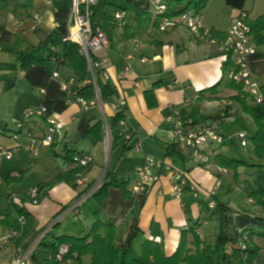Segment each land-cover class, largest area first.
I'll use <instances>...</instances> for the list:
<instances>
[{
  "label": "crops",
  "instance_id": "1",
  "mask_svg": "<svg viewBox=\"0 0 264 264\" xmlns=\"http://www.w3.org/2000/svg\"><path fill=\"white\" fill-rule=\"evenodd\" d=\"M71 5L72 0H0V27L11 35L9 42L0 44V75L6 73L8 55L16 56L19 61L18 52L30 45L38 46L46 40L58 26L57 14L65 10L70 11ZM245 10L251 21L256 20L264 14V0H247ZM221 12L225 17H229V24H225L222 18H214L211 22L203 24L209 30L228 32L233 18L239 11L221 7ZM102 30L109 45L98 52L95 58L105 62L114 95L107 101L98 96L88 109L72 103L63 113L53 115L62 127V135L56 136L51 145L43 144L49 124L41 117H33L24 128L17 131L8 130L5 125L7 128L0 135V146L16 150L13 158L4 161L0 167V264H18L23 257L26 264H47L51 252L45 247L48 243L43 239L56 224L61 226L58 236L86 235L94 223L93 213L98 209V203L93 197L94 193L86 199L84 197L88 192L82 193L90 184H93L92 189L97 191L105 183L107 172L111 173L108 180L110 182L127 181L130 193L126 198L120 188L113 186L102 204L105 215L114 219L116 226L124 230L118 247L129 246L138 231L153 240L155 238L152 232L155 230L156 241L163 242L165 254L170 257L177 251L183 232H186L188 248L194 249L195 234L203 240L214 242L216 235L223 229L228 238L238 240V245H242V240L249 237L247 245L258 249L253 264H264V236L261 235L264 232V213L251 197L248 201L252 206L250 209L236 208L232 206L231 200L225 197L234 189H243L248 194L244 181L255 190L264 192V165L239 167L237 173L240 180H235L233 170L222 168L215 161L216 156L225 155L254 163L249 137L244 133L248 140L245 147L248 150L247 158L230 156L225 153L224 146L232 140L227 132L220 128L219 122H216L225 141L220 146H214L210 164L199 165L193 160L191 152L180 145L177 150L182 152V155L176 152L174 156L167 154L169 147L177 143L176 138L172 136L173 123L169 121L170 118L183 120L196 105H199L200 114L206 117L204 104L221 103L230 111L236 103L230 100V97L237 95V91L224 87L220 89L221 100L198 103L200 92L213 87L221 80L224 53L227 51L210 41L194 38L183 26L158 31L156 35L151 32L135 39H127L122 29H109L105 24ZM248 67L263 88L264 45L259 46L257 52L248 58ZM50 68L55 69L52 64ZM60 73L66 80L75 77L65 65L61 66ZM23 77L26 78L24 71ZM1 80L0 84L6 85V82ZM38 90L42 99L43 90ZM120 98L126 100V120L124 136L117 147L113 149V137L107 127L102 142H97L93 136L83 137L78 129L80 121L85 118L91 126L99 121L109 125L118 113L111 105ZM211 123L213 121L204 125ZM249 125L250 133L254 136L257 128L253 118L249 119ZM13 134H18L19 139L15 140ZM30 140H33L36 146H26L25 151L19 152L17 145L30 143ZM137 142L142 146L139 152L133 150ZM44 146L49 147L57 158L44 159L45 170L49 175L38 185L47 183L69 170L68 163L61 158L67 149L91 154L93 164L86 174L85 186L74 187L60 183L51 188L39 204L24 205L35 219L36 235L30 240L29 246L22 249L15 239L18 235L10 232L9 227L2 223L9 210L10 196L16 189L9 179L17 178L19 173L24 172L25 164L31 163L27 160L26 152L39 158ZM17 154L18 157L14 159ZM148 155L163 161L171 171L155 170L154 176L158 177L159 181L153 183L146 192L134 193L133 187L138 181L136 172L144 165ZM173 171L185 173L189 180L197 185L198 190L189 189L181 198H177L171 180ZM18 194L29 195L24 190ZM210 195L212 200L221 202L229 209L218 212L215 206L209 207L210 211L205 212L202 204H209ZM220 195L224 197L221 199ZM89 202H92V205L87 209L85 207ZM231 246L227 248L229 252ZM32 256L35 259H32ZM67 264H92V258L86 255L81 260H71Z\"/></svg>",
  "mask_w": 264,
  "mask_h": 264
},
{
  "label": "trees",
  "instance_id": "2",
  "mask_svg": "<svg viewBox=\"0 0 264 264\" xmlns=\"http://www.w3.org/2000/svg\"><path fill=\"white\" fill-rule=\"evenodd\" d=\"M210 0H169L167 3L168 10L162 15L154 14L147 1L143 0H112L101 2L93 9L92 25L96 30L102 29L105 24L109 29L117 27L115 13L124 11L126 13L122 26L124 37L127 39L141 38L144 35H149L152 31H160V26L164 17L176 18L187 11L193 10L199 14L207 7ZM247 0H226V4L239 11L238 13H246L252 30V34L259 46L264 45V14L254 21L250 20L248 12L245 10ZM70 11L65 10L57 14L58 26L55 31L48 36L46 40L38 46H27L24 50L18 52L19 62L22 70L25 72V77L34 87L43 90L41 102L32 108H44L42 115L33 117H41L47 121L53 115L61 114L66 111L70 105L69 101L75 97L70 93L63 91L60 81L53 78V73L61 69L65 65L74 74L76 84L72 88V92H77V96L84 98L88 102H94L98 96L103 101L109 100L114 95L109 80H103V71H96L98 90L91 81V74L88 68L87 60L80 54V46L77 43L69 41L68 38V17ZM228 37V33H222L210 29V40L224 41ZM11 35L2 27H0V44L9 42ZM54 47L59 48V52L53 50ZM228 59L222 65V78L211 88L200 92L201 96L198 103L203 101H219L222 98L219 96L222 87L237 91V95L230 97V100L239 103L243 110L249 114L256 125V134L249 140L251 142V152L254 155L255 162L250 164L244 160H236L225 155L215 157L216 163L225 169L234 171V179L240 180L237 170L241 166L260 167L264 165V87L261 88L263 95L262 103H256L254 99L246 92L244 83L236 82L230 77L231 72H238L231 52H226ZM59 61L57 65L53 59ZM63 60V61H62ZM96 60V58H95ZM50 64L54 65L55 69L50 68ZM57 67V68H56ZM209 94L205 96V94ZM250 99L251 104L248 102ZM30 108V107H29ZM27 109V108H26ZM32 117V118H33ZM31 118V119H32ZM220 116L212 118L213 123L219 122ZM30 119V120H31ZM126 120L124 111H119L110 121L109 128L113 137V149L122 140L124 126L122 122ZM186 126L195 128L198 125H204L210 121L207 117L200 114L199 105L192 108L191 112L183 118ZM30 122V121H29ZM28 124V122L26 123ZM25 124V125H26ZM2 126V124H0ZM17 127V124H16ZM7 127L2 126L1 130L4 133ZM18 129V127H17ZM78 129L83 137L93 136L97 142H102L105 137L106 125L104 121H99L91 126L89 122L83 118L78 126ZM20 130V129H18ZM248 141V140H247ZM179 144L176 143L169 147L167 154L174 156L182 155L178 151ZM56 154V153H55ZM84 152H78L72 149H67L61 158L70 163L76 156H84ZM57 155V154H56ZM89 167L78 166L75 169H69L53 178L47 183L38 185L39 195L38 204L43 200L45 194L54 186L60 183H66L70 186H77V181L86 176ZM111 173H106L105 183L94 192V198L98 203V209L93 213L94 223L89 232L82 236L62 235L58 236L61 229L59 224H56L52 231L44 237L45 246L51 252V258L47 264H67L71 260H81L84 256L89 255L92 258V264H253L255 255L258 249L254 246L247 245L248 238L242 240V245H238V240L230 239L226 236L222 229L216 235L214 242L203 240L199 235L195 234L194 249L188 248L186 232L182 233V238L177 251L170 257H167L164 251L163 242L155 239H148L144 233L139 232L135 235L129 246L118 247L124 236V230L116 226L114 219L105 215L102 210V204L108 196L109 189L113 186L120 188L126 198L129 197L127 189L128 182L125 180H117L110 182ZM16 178H10L14 181ZM248 189L249 197L253 198L256 205L261 208L264 213V192H259L252 188L248 182H243ZM93 188V184L88 185L85 194ZM190 187H185L184 192ZM82 196V195H81ZM30 201L29 195H22L20 201L11 200L9 210L2 223L9 227L10 232H17V237L22 249H26L30 240L36 235L35 219L24 206ZM215 202L218 212L228 210L221 202ZM214 206V207H215ZM205 212L210 211L209 204H202ZM25 219V224L22 225L20 219ZM155 227V225H154ZM264 236V232L261 233ZM246 243V245L244 244ZM232 245L230 252L228 246ZM43 246V245H42ZM61 247H66L67 251L60 256ZM32 259H35L32 256ZM35 264H37L35 262Z\"/></svg>",
  "mask_w": 264,
  "mask_h": 264
},
{
  "label": "built area",
  "instance_id": "3",
  "mask_svg": "<svg viewBox=\"0 0 264 264\" xmlns=\"http://www.w3.org/2000/svg\"><path fill=\"white\" fill-rule=\"evenodd\" d=\"M147 1L154 11V14L162 15L167 12L168 5L162 3L161 0H143ZM101 2V0H72L71 10L68 17V40L77 43L80 46V54L84 56L88 63V68L91 74V81L98 90V83L96 78V71L101 69L103 71V80L108 81L109 75L105 69L104 61L95 60V56L98 52L105 49L109 45V41L105 33L100 29H94L92 25L93 9ZM126 13L124 11L115 13V18L117 20V27L119 29L124 25L123 19ZM248 16L246 13H238L232 20L230 30L227 32L228 37L224 41L210 40L211 43L220 45L227 52H231L233 62L236 68L239 69L238 72H231L230 77L236 82L244 83L246 92L254 99L256 103H262L263 95L261 92V87L255 76L251 73L248 67V58L254 55L259 45L257 44L254 35L248 21ZM177 26H183L187 28L194 38L209 41L210 30L204 27L201 14L190 10L183 15L176 18L164 17L162 20L160 30L165 31L168 28H174ZM55 52H59V48L54 47ZM224 61L228 59V55L224 56ZM53 61L55 65L59 63L60 60L54 58ZM63 61V60H62ZM57 68V67H56ZM58 71L53 73V78L60 81L63 91L70 93L74 96V100H70L69 103H77L83 109H88L94 102H88L84 98L77 96V92H72V88L76 84L75 78L64 79L63 76ZM126 107L125 98H120L118 102L113 103L111 108L114 111H124ZM45 111L44 108H27L23 112V119L17 123L18 129L25 127V124L30 121V119L35 115H42ZM125 112V111H124ZM169 121L173 123L172 125V136L176 138L177 143L188 149L191 152L192 158L199 165L210 164L214 155V146H220L224 143L225 137L219 131L216 123L206 124L200 127H188L185 125L182 119L173 120L170 118ZM49 124L48 134L45 137L43 144L51 145L56 136L62 135L61 125L51 116L47 120ZM125 126V121L122 122ZM106 127L109 130V125L106 123ZM0 134L2 130L0 128ZM12 137L18 140L19 135L13 134ZM242 140V146L246 147L248 145L247 137L244 133L240 134ZM134 151H141L142 146L137 142L134 147ZM15 149H8L4 146H0V165L3 160H10L13 158ZM93 164V157L91 154H84V156H76L73 161L68 163L69 169H75L78 166L89 167ZM170 170L166 164L157 159L154 156L148 155L146 157L145 163L140 167L136 174L138 176V181L133 187V192H146L153 183L159 181V178L154 176L155 170L166 171ZM171 171V170H170ZM171 180L173 183V191L177 198H181L184 193L185 187H190L191 190H198L197 185L191 182L188 176L181 171L171 172ZM87 184L86 176L80 178L77 181V185L85 186ZM96 189H91L88 191L86 196L88 197L94 193ZM39 189L36 187L32 193L29 194L30 201L27 202L37 205L38 204ZM210 195V199H211ZM22 199L19 195H11L10 201H20ZM83 199V200H85ZM209 206L214 207V200L209 201ZM22 225L25 224V219H20ZM17 235V232L14 233ZM249 235V234H248ZM247 237V234L245 235ZM247 239V238H246ZM67 248L61 247L59 255L62 256L66 253ZM18 264H26L25 257L18 261Z\"/></svg>",
  "mask_w": 264,
  "mask_h": 264
},
{
  "label": "rangeland",
  "instance_id": "4",
  "mask_svg": "<svg viewBox=\"0 0 264 264\" xmlns=\"http://www.w3.org/2000/svg\"><path fill=\"white\" fill-rule=\"evenodd\" d=\"M161 1L165 4L169 2V0ZM225 2L226 0H210L207 7L203 10V12H201L203 23L205 24L206 22H211L214 18H222L225 24H229V17H225L224 13L221 12V7H225V9L228 10L231 9ZM204 27L206 29L208 28L205 25ZM157 32L158 31H152L155 35ZM1 49L2 47H0V51ZM8 57L9 60L7 61V66L5 68L6 73L4 75H0V80L2 79L6 82V85H4L5 87L0 84V124H2V126H8V130L17 131L16 124L23 119V112L25 108L35 107L38 105L37 103L41 101V95L39 90L37 88H33L28 80L23 77V70L20 62L17 61V57L14 55H8ZM248 102L251 104L250 100H248ZM26 104L32 105L27 106ZM204 106L206 108L204 113L210 121L212 118L220 116V118H218L220 128L225 130L229 139L232 140L229 144L224 146L225 153L235 158H247L248 150L241 145L242 140L240 134L245 133L249 139L253 136L252 133H250L251 127L249 125V119L252 117L243 110L239 103H235L230 111L221 105V103L217 102L214 104H204ZM2 126H0V128H2ZM30 141V143H23V146L18 144L17 147L18 149L20 148L19 152L25 151L24 149L26 146H36L33 140ZM64 154L65 153H63V155ZM18 155L19 154L15 155L14 159H16ZM26 157L27 160L31 162V165L25 164V169L23 170L24 172L21 174L19 173L18 177L14 181H11V184L16 186V189L12 193V195L15 196L19 195L22 197V195L18 193L23 190L29 194L32 193L37 185L43 182V180L47 178V175H49V173L45 170L46 162L44 159H46V157H52V159L57 158L47 146L42 147L39 158L34 157L29 152H26ZM58 157L60 158V156ZM62 160L60 161L63 164ZM4 161L6 160H3L2 163ZM2 163L0 167L2 166ZM39 163L40 165L38 166ZM61 163L59 164L62 165ZM220 197L222 199L224 196L220 195ZM225 197L227 199L229 198L232 206H236V208L241 207L243 209H250L252 207L248 202L249 195L246 194L243 189H234ZM91 203L92 202H89L85 208H91Z\"/></svg>",
  "mask_w": 264,
  "mask_h": 264
}]
</instances>
